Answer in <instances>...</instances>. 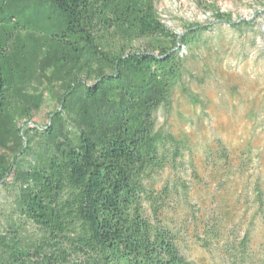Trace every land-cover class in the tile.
Wrapping results in <instances>:
<instances>
[{"label":"trees","instance_id":"obj_1","mask_svg":"<svg viewBox=\"0 0 264 264\" xmlns=\"http://www.w3.org/2000/svg\"><path fill=\"white\" fill-rule=\"evenodd\" d=\"M159 1L0 0V187L15 186L0 264H195L190 225L202 246L221 242V221L203 222L201 236L175 210L190 204V146L158 126L215 28L177 34ZM48 99L57 109L34 123ZM219 159L230 163L225 147ZM256 195L264 209L259 184ZM250 243L225 242L228 264H264Z\"/></svg>","mask_w":264,"mask_h":264},{"label":"rangeland","instance_id":"obj_2","mask_svg":"<svg viewBox=\"0 0 264 264\" xmlns=\"http://www.w3.org/2000/svg\"><path fill=\"white\" fill-rule=\"evenodd\" d=\"M158 11L180 35L191 23L215 28L190 56V71L158 114L159 128L190 146L181 168L190 183V204L175 210L197 217L190 216L201 236L203 222H222L223 238L211 247L200 244L190 225L185 253L195 264H228L225 242L249 235L254 258H264V209L256 195L257 184L264 189V0H160ZM217 13L250 25L237 31L218 21ZM216 29L219 37H211ZM57 107L48 99L33 122L47 124ZM221 147L229 152V164L219 159ZM14 196V185L0 187V232L13 213Z\"/></svg>","mask_w":264,"mask_h":264}]
</instances>
